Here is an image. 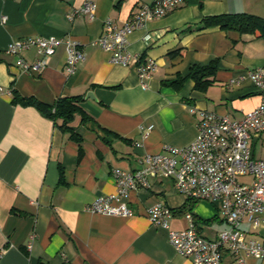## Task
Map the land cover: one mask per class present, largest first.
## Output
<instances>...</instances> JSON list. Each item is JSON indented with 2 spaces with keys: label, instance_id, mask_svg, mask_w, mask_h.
I'll use <instances>...</instances> for the list:
<instances>
[{
  "label": "crops",
  "instance_id": "obj_1",
  "mask_svg": "<svg viewBox=\"0 0 264 264\" xmlns=\"http://www.w3.org/2000/svg\"><path fill=\"white\" fill-rule=\"evenodd\" d=\"M86 1L0 0V264H192L169 245L168 229L147 217L148 208L161 203L173 211L170 229L189 227L187 199L172 180L152 179L147 189L130 191L124 202L131 217L95 214L86 207L97 196L115 194V170L141 169L145 157L161 153L165 145H189L202 113L239 121L259 104L248 72L264 67L263 39L198 27L204 18L220 14L264 17V0H184L129 34L127 66L110 62L94 41L108 18L123 24L154 0H93V19L81 14L70 20ZM34 36L75 39L86 59L74 74H66L61 44L39 74L24 73L6 48ZM19 56L34 62L36 51L31 48ZM136 57L156 63L143 82ZM213 59L219 69L205 90L195 89L192 79L179 89L164 84ZM13 91L46 104L80 97L88 119L76 115L71 123L80 140H72L36 108L13 104ZM88 92L94 99L86 97ZM148 126L153 128L144 137L141 128ZM248 144L255 159H264V133H253ZM60 167L64 183L59 182ZM239 181L249 184L251 178ZM189 213L207 239L229 228L208 201H196ZM240 230L246 240L264 241V223L244 221ZM222 255L225 264H237L227 249ZM245 262L264 264V258L248 255Z\"/></svg>",
  "mask_w": 264,
  "mask_h": 264
},
{
  "label": "built area",
  "instance_id": "obj_2",
  "mask_svg": "<svg viewBox=\"0 0 264 264\" xmlns=\"http://www.w3.org/2000/svg\"><path fill=\"white\" fill-rule=\"evenodd\" d=\"M183 3L184 0H154L151 4L142 5L123 24L108 18L104 21L102 34L94 43L109 54L110 62L127 66L131 56L127 49L129 34L149 21L164 17ZM95 9V2L87 0L68 17L71 20L76 15L85 14L93 19ZM2 21H6V16L2 17ZM61 44L66 50L64 71L72 75L86 59L80 43L75 39L27 37L9 43L6 53L17 57L16 65L22 72L37 75L44 69L46 58L53 55ZM31 48L36 51V59L27 62L19 55ZM136 61V71L143 82L150 78L156 63L151 59L141 61L139 57ZM248 77L259 94L260 102L242 120L202 113L197 122L196 137L189 145H165L161 153L147 155L141 169L115 170V194L97 196L86 210L95 214L131 217L133 213L124 202L130 191L147 189L152 179H169L187 200H203L216 205L229 226L216 239H207L197 231L189 212L185 215L190 222L189 227L172 230L168 220L173 211L161 203L149 207V221L168 229V243L179 255L189 258L192 264H225L224 249L233 255L237 264H246L245 256L248 255L264 258V241L246 240L240 230L244 221L253 226L264 223V159H255L248 144L253 133H264V67L249 71ZM191 111L194 112V109ZM152 128H141L144 137ZM244 176L250 177L251 183H241L239 178Z\"/></svg>",
  "mask_w": 264,
  "mask_h": 264
},
{
  "label": "trees",
  "instance_id": "obj_3",
  "mask_svg": "<svg viewBox=\"0 0 264 264\" xmlns=\"http://www.w3.org/2000/svg\"><path fill=\"white\" fill-rule=\"evenodd\" d=\"M219 27L224 31H237L240 34L259 35L264 41V17L249 13L220 14L206 17L202 20L199 30ZM219 69L217 59L211 60L207 65H192L186 76L178 75L176 78L166 81L164 84L179 89L187 79L194 81V88L205 90L214 82L215 74ZM81 98L78 96L60 97L52 104H46L38 101L34 97H24L18 92L13 91L12 103L22 106H31L36 108L42 115L51 119L58 127L69 133L72 140L79 141L80 136L71 126L76 115H80L81 121L88 119L81 105ZM59 182L64 183V174L62 167L59 168ZM195 201L187 200L186 212L190 211Z\"/></svg>",
  "mask_w": 264,
  "mask_h": 264
},
{
  "label": "water",
  "instance_id": "obj_4",
  "mask_svg": "<svg viewBox=\"0 0 264 264\" xmlns=\"http://www.w3.org/2000/svg\"><path fill=\"white\" fill-rule=\"evenodd\" d=\"M86 97H87V98L89 97V98L94 99V96H93V94H92L91 92H88L87 95H86Z\"/></svg>",
  "mask_w": 264,
  "mask_h": 264
}]
</instances>
